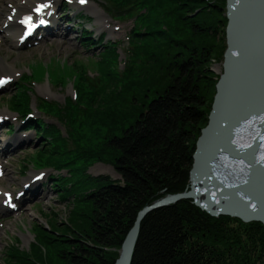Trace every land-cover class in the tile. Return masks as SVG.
<instances>
[{
    "label": "trees",
    "instance_id": "1",
    "mask_svg": "<svg viewBox=\"0 0 264 264\" xmlns=\"http://www.w3.org/2000/svg\"><path fill=\"white\" fill-rule=\"evenodd\" d=\"M108 1L115 12L136 14L145 10L140 17L159 41L152 48L143 46L141 53L151 62L142 68V76H134L132 84L121 90L124 94L117 91L120 75L112 67L118 61L114 50H107L98 63L104 87L97 86L102 84V77L90 80L82 66L74 63V69L68 67L70 75L81 77L79 103L83 106L70 104L65 111L55 105L48 108L70 128L67 134L75 149L68 148L69 141L61 131L50 126L54 145L46 143L36 160L40 166L61 168L65 160L83 153L77 158L83 164L70 163L72 179H65L78 194L80 202L72 212V221L80 223L81 228L73 226L75 237L66 235L60 244L62 250L51 244V235L41 229L46 252L42 244L33 245L32 256L17 252L13 258L20 264H31L32 257L38 264H47L51 254L56 255L51 247H56L64 264H116L118 251L140 213L166 197L189 191L198 140L210 123L216 99L214 73L208 69L207 58L217 60L223 55L220 31L229 23L225 2ZM226 3L228 7V0ZM225 32L227 38V28ZM59 67L55 70L61 73L64 84L62 73L66 69ZM42 74L39 71L36 75ZM130 92L135 96L130 98ZM215 92L217 95V87ZM10 102L13 110L27 112L32 102L28 89L12 96ZM86 128L92 138L101 139L99 148L84 146L83 139L79 142L81 136H74ZM99 161L112 164L121 179L87 175L88 165ZM229 218L211 216L191 199L155 208L142 220L131 264H226L215 249L199 240L220 236V225ZM260 224L254 223L263 226Z\"/></svg>",
    "mask_w": 264,
    "mask_h": 264
},
{
    "label": "rangeland",
    "instance_id": "2",
    "mask_svg": "<svg viewBox=\"0 0 264 264\" xmlns=\"http://www.w3.org/2000/svg\"><path fill=\"white\" fill-rule=\"evenodd\" d=\"M91 1H95V4L94 2L93 4L96 8L102 10V17L107 20V22L105 23L104 31L106 34V40H113L112 45L110 46L111 49L107 48V50H114L115 54L118 55V61L112 67L116 69V72L120 75V82L117 84V91H123V88L126 85L128 86V84H132L131 81L134 80L132 79L134 76H142V68L146 65H149L151 62V59L148 56L141 54L143 46L152 48L153 45L159 40L151 36L148 30L149 28L146 25H136V23H138L137 19H141L140 16L146 13L145 10L136 12L137 16L135 18L129 17V15H132L134 13L128 12L124 14L123 12H116L114 14L118 16L117 18H122L124 20L118 19V21L113 22L104 11V9L108 11L109 8V4L107 2L111 4L112 2L108 0H106L107 2L105 0ZM224 2V11L225 14H227V0H224ZM141 3L145 5L144 2ZM165 4L166 2L164 3V5ZM110 9L113 10V8ZM146 9L149 10V8ZM80 12H84L87 15H93L94 17L97 16L94 8L77 11V13ZM0 20L2 22L3 17H1ZM94 22L90 21L89 23L91 24ZM227 24L228 21L224 24L220 31V36L223 40L224 46L221 60H218L219 62L217 60L211 62L208 68L211 72L215 73V89L213 94L214 98L217 96L215 90L222 78L221 73L225 62V51H227L228 49L225 32ZM132 27H134L135 30L133 32H130ZM115 45H117V48H115ZM82 48L78 46V42L77 40H75L73 46L65 44H55L45 49H37L33 52H26L16 56V53L12 49H10L8 45L4 44L0 46V59L7 63V65H18L24 70V72L27 73L30 72L31 67L36 68L37 66L38 67L36 68V74L39 71H42V77L26 80L28 85L24 84L21 86V93L25 88L30 89L31 92L28 91V93L32 96V110H34L44 121L50 122L51 126H55L61 131L62 135L69 141L70 145L68 146L67 144L68 148H71V146H73V141L68 138L67 134L68 129L70 128L66 127L65 125H61V122L57 120L56 115L52 113L49 108L39 107L37 98H43L49 103L62 104L64 102L70 103L76 101V106L80 104V75H70L71 72L66 71L67 73H62L64 80H66V83L62 84L61 73L59 74L57 70H52L58 69L59 63L50 64L48 67L47 65L51 61L52 63H55L56 61L65 62L66 64H63L61 65V67H59L62 69V71H64L68 67V65L72 66L73 62H77L76 64L82 66L87 65L92 69L90 70V72H88L89 75H87L86 78L97 81L102 77L99 70L100 67H96L95 62L99 59H97V54L99 53L98 49H100V47L91 51ZM50 74H52V76ZM69 76L71 78H69ZM104 85L105 79L103 78L102 84H98L97 86L104 87ZM120 86H122V89L120 88ZM14 88V86H10L7 91L0 93L1 107L7 105V98L14 93ZM132 96H135V94L133 92H130V98ZM119 104L122 103L120 102ZM77 113L78 110L76 111V114ZM84 118H81V120L79 121L83 122ZM206 127H204L203 130L206 129ZM81 133L83 136L81 135ZM74 136H76V139H79V137L81 136L79 142H82L83 139V142L81 144H85L84 146H93L96 148L100 147L99 141H101V139L99 137L92 138L90 133L87 131V128L82 129L81 132L79 130L78 132L76 131ZM53 143V138L49 136L48 144L50 146H53ZM37 147H41V145L36 147L34 145L33 147H29V150L25 149L24 151L18 152L16 154V159H18V162H16L13 168L10 169L12 178H14V172L16 171L20 172L21 175L23 174L22 170H19V168H22V166L24 165V158H26L27 153H33L34 151H36ZM71 149L74 150L75 147L73 146ZM86 153L90 154L89 151H86ZM82 155L83 153L78 155L76 154V156L74 157H76L77 159ZM29 157L27 156V161L29 160ZM74 157H71L68 160ZM26 163L28 165H32L31 162ZM76 163L80 166L83 164L79 159H77V161L74 160L73 164ZM61 169L63 170L61 174H66L67 177L71 175V169L69 168L67 160H65L64 166ZM53 171L50 170V176L55 175V177H57V172ZM86 174L91 176L106 175L115 180L121 179L120 174L117 172L114 166L106 161H99L95 162L94 164L88 165ZM50 176L48 179V184H50ZM2 182H4L5 185H8L12 182V179H4ZM49 186H51V184L46 185L40 190V192L43 191V189H45L46 192L50 190V196L48 198L44 199L43 196L45 194L43 195V193L39 194V197H37V199L31 197L30 201L27 202L26 206L24 207V212L20 216H18L17 218H15L16 216H10L9 218H11V220L9 222H6L4 226H0V264H20L13 258V255L17 252H24L26 255L32 256L33 245H40L43 243V234L41 232V229H45L47 234L51 235V237L49 236L50 243L57 246L58 249L62 250L60 244H62V242L67 239L66 235L70 238L75 237L71 233V231L74 230L73 226L75 225V227L81 228L80 223L75 224V222L72 221V212L74 209H77L80 202L77 198L78 194L74 193L75 198H70L62 202L61 195H59L57 191H55L53 188L51 189V187ZM254 223L255 222H243L237 218L234 219L231 217L229 219H226V221H223V223L220 225V229L222 230V232H220V236L212 237V239L209 237H205L200 239L199 241L202 243H206L211 249H215L217 252V257L221 258L224 262H226V264H264V224H260L263 226L259 227L254 225ZM53 224L55 225L53 226ZM52 227L54 230L52 229ZM203 239L205 241H203ZM42 248L43 251L46 252V247L43 246V244ZM51 248L54 250L56 255L51 254L49 252L50 247H48V253H50L52 256L47 259V264H64L62 262V259H60V257H58L57 255V252L55 250L56 247ZM118 252L120 257V250ZM31 259V264H38L37 259H35L34 257H32Z\"/></svg>",
    "mask_w": 264,
    "mask_h": 264
},
{
    "label": "water",
    "instance_id": "3",
    "mask_svg": "<svg viewBox=\"0 0 264 264\" xmlns=\"http://www.w3.org/2000/svg\"><path fill=\"white\" fill-rule=\"evenodd\" d=\"M228 18V49L225 54V70L218 84L213 122L218 118L219 109L222 106L228 104L232 106L236 103L237 100L234 97L232 99L227 97L230 88L236 87L237 90L240 86L243 90H249V92L242 90V97L251 98L254 95L252 82L264 70V0H228ZM225 114L222 116L225 117ZM207 135L204 136L203 143L207 139ZM200 159L203 160V158ZM188 198H190L188 193L166 197L143 210L121 248L116 264H131L142 220L150 211ZM241 216L245 220H250L248 217Z\"/></svg>",
    "mask_w": 264,
    "mask_h": 264
},
{
    "label": "bare ground",
    "instance_id": "4",
    "mask_svg": "<svg viewBox=\"0 0 264 264\" xmlns=\"http://www.w3.org/2000/svg\"><path fill=\"white\" fill-rule=\"evenodd\" d=\"M91 9V8H89ZM218 60H221V58L217 59ZM215 61L213 56H210L209 58H207V63L210 65L211 62ZM219 62V61H218ZM258 63V62H257ZM8 65H6L2 59H0V73L1 72H6V70H8ZM220 70V69H219ZM224 66H223V69H222V76L224 74ZM170 71V70H169ZM215 74V73H214ZM253 87H254V95L252 96V98L258 100L260 102V106H259V109L262 108V102L264 100V73L261 74L257 79H255L253 81ZM236 87H234L232 90L230 89L229 92H228V95L227 97H231V96H234V98L237 100V101H241L242 100V90L240 87L235 90ZM244 91V90H243ZM249 92V90L247 91ZM226 107V105L224 106ZM223 107V108H224ZM11 176H9L10 178ZM61 192H63V197H62V200L63 201H66L70 198H74V192H73V185H69V186H66V187H61L60 189ZM1 208L4 209V207H2L1 205Z\"/></svg>",
    "mask_w": 264,
    "mask_h": 264
},
{
    "label": "snow or ice",
    "instance_id": "5",
    "mask_svg": "<svg viewBox=\"0 0 264 264\" xmlns=\"http://www.w3.org/2000/svg\"><path fill=\"white\" fill-rule=\"evenodd\" d=\"M84 2V0H81V3H83ZM0 83H3L2 81H0Z\"/></svg>",
    "mask_w": 264,
    "mask_h": 264
}]
</instances>
